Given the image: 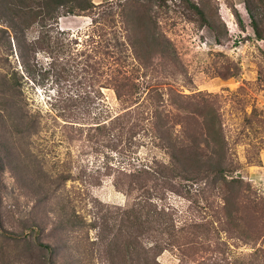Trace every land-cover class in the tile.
Here are the masks:
<instances>
[{"label":"rangeland","instance_id":"374dc122","mask_svg":"<svg viewBox=\"0 0 264 264\" xmlns=\"http://www.w3.org/2000/svg\"><path fill=\"white\" fill-rule=\"evenodd\" d=\"M162 1L61 16L57 61L0 20V264H264V0Z\"/></svg>","mask_w":264,"mask_h":264},{"label":"trees","instance_id":"16d2710c","mask_svg":"<svg viewBox=\"0 0 264 264\" xmlns=\"http://www.w3.org/2000/svg\"><path fill=\"white\" fill-rule=\"evenodd\" d=\"M158 1V0H157ZM162 1V0H161ZM164 2V0L162 1ZM160 2V4L162 3ZM95 7V4L93 3V0H0V20H6L5 22L10 23L9 25L14 31V37L16 39V42H20V44H23L24 41L21 40V33L25 34L28 28L32 27L34 24L39 23L41 27L45 30L42 34H40L38 37L32 39L27 43L24 48L27 51V54H30L32 51H34L35 55L38 52V47H42L41 42H46L47 46L44 48L45 51L48 53L50 52L52 55V61H57V57L54 54L55 50H58V44L57 41L54 40L55 36V29L56 24L59 22V19L63 15L67 14H82L83 12H86L87 10H90L91 8ZM194 7L197 8L201 13H203L202 9L194 4ZM155 39H157L155 37ZM11 41V39H9ZM55 41V42H54ZM28 45V50H27ZM23 46V45H22ZM20 56L21 61L23 63L24 68L26 69L29 76H32L36 78L37 75H43V79L45 78L46 73L49 72L51 69V65L47 68L41 69V67H38L37 62H33L32 56L28 57L25 53V50H23V47H20ZM138 56L141 57V55L138 53ZM41 70L38 72L39 69ZM20 77L18 76V72L15 71L14 80H9L10 84L15 85L14 83H18ZM37 79V78H36ZM39 80V81H38ZM37 81L39 83H43L44 81H41L38 79ZM129 82H120V85L118 87V94H122L120 87H129L131 94L137 93L138 83L136 81H132L131 84H128ZM159 121V120H158ZM163 124H157L151 125L152 132L155 134L156 137H160L161 139L164 138V136L161 133L163 132ZM159 128L161 133L159 132ZM168 146L174 148V153L172 154V161L168 163L170 167H172V170L178 169V163H182V156H179V150L181 147H178L175 143L168 141ZM178 148V149H177ZM184 150V149H183ZM182 150V152H183ZM188 151L186 150L185 153ZM184 153V154H185ZM200 164V163H199ZM217 168H214V164L211 162H206L207 171L215 173V175L221 174L225 172V168L223 161L219 160L217 161ZM196 166H198V162L195 163ZM203 168L204 165L200 164ZM167 168V166H165ZM195 170L200 169H194L190 170L189 173H193ZM144 171L145 174H158L162 175L163 169H153L152 171L150 169L142 168L138 171L141 172ZM142 176V175H140ZM199 175H194V178H197ZM63 179L65 177H62ZM145 193L142 194L136 201L131 204L129 207H119L120 218L123 223L128 221H140L142 220V223L145 221H152L154 219L160 218L158 215L162 209H159L158 207L154 208L153 205L150 206L149 209L141 210L143 206L150 203L152 204L151 194L150 190L147 188L145 189ZM149 192V194L147 193ZM139 206V207H138ZM151 213V214H150ZM78 213L75 214V219L82 221L83 218ZM112 217V216H111ZM111 217H104L105 222H108L109 218ZM114 220L118 219V215L113 217ZM154 218V219H153ZM123 227V226H122Z\"/></svg>","mask_w":264,"mask_h":264}]
</instances>
